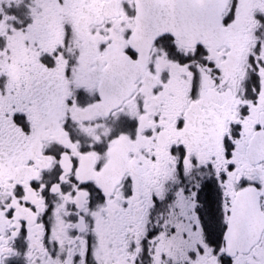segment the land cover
Masks as SVG:
<instances>
[{
    "label": "snow or ice",
    "instance_id": "obj_1",
    "mask_svg": "<svg viewBox=\"0 0 264 264\" xmlns=\"http://www.w3.org/2000/svg\"><path fill=\"white\" fill-rule=\"evenodd\" d=\"M0 264H264V0H0Z\"/></svg>",
    "mask_w": 264,
    "mask_h": 264
}]
</instances>
